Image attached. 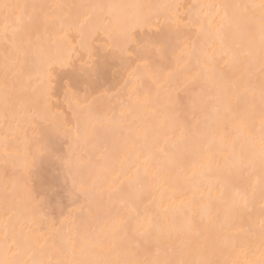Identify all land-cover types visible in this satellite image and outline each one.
I'll return each mask as SVG.
<instances>
[{
  "label": "snow or ice",
  "instance_id": "obj_1",
  "mask_svg": "<svg viewBox=\"0 0 264 264\" xmlns=\"http://www.w3.org/2000/svg\"><path fill=\"white\" fill-rule=\"evenodd\" d=\"M184 7L166 3H0L5 36L9 30H14L12 17L16 10H22L23 17L31 21L45 9H52L53 15L59 13L61 25L70 20L73 27L79 25L77 31L81 37L62 55H52L54 45L38 44L34 47L33 58L26 62L33 123L30 133L25 130L22 139L12 128V90L16 84L9 78L12 67L9 57H5L0 103L7 127L6 154L7 136L15 135L18 142L14 154L29 173L34 174L49 166L67 172L73 184L70 192L74 197L72 204H78L82 213L86 209L88 215L95 218H99V212L95 210L102 209L106 217L102 226L91 227L89 231L75 224L70 210L58 228L54 222L51 225L56 228L59 239L52 243L55 258L45 259V250L37 248L32 239V233L39 230L36 221L27 226V232L23 227L17 231L13 223L19 214L20 181H12L10 187L6 180L4 206L6 213L10 210L13 215L2 225L0 264H233L229 260L209 258L206 249L192 247L184 240L179 244H174L173 240L177 235L187 236L195 231L197 213L193 208L199 204L198 214L202 221L216 209L212 222L220 251L230 249L234 252L246 247L247 242H238L232 235L233 213L236 208L251 213L257 202L260 204L258 229H250V235L253 238L259 235L261 259L258 262L247 260L246 264H264V0L258 3L188 5L189 24L199 21L201 32L211 33L217 17L224 23L215 30L214 40L204 42L195 64H184L178 73L170 72L162 78L160 69L169 55L180 48L183 34L157 28L155 35L149 34L143 40H134L133 35L136 29L143 31L146 26L151 29L154 22L159 24L162 16L166 23H174L182 17L171 14H178ZM66 9L69 10L67 13ZM72 10L76 12L75 20H72ZM193 13L196 21L192 20ZM200 13L204 14L203 20ZM237 16L246 18L247 27L250 25L253 29L252 39L243 51L247 58L244 71L248 76L245 83L248 109L241 114V120H252L258 114L259 147L247 159L235 158L229 170L235 177L256 176L255 185L251 190H241L231 177L212 176L213 159L208 156L206 162L194 165L191 177L185 181V190L178 193L187 197L191 190V197L182 200L178 206L164 208L166 202L177 198L173 195L166 201L165 192H161L155 202L163 211L155 215L148 209L141 212L138 205L130 206L122 188H114L105 198L104 184L112 174H115L111 180L113 185L120 180L121 184L126 182L130 188L140 191L144 190L145 177L151 176L157 181L159 190L162 177L165 184L171 182L175 185L181 176L186 175L184 158L174 151L177 142L173 138L177 133L184 136L186 125L196 120L206 98L221 99L229 89H235V83L230 82L219 61L227 57V64L237 55L223 34L225 25ZM81 20L84 22L80 23ZM114 23L120 25L118 29L113 27ZM184 48H187L186 44ZM182 59V56L178 58V64ZM257 63L258 81L254 71ZM144 79H151L156 88L154 93L149 90L141 98L136 85ZM148 111L155 118L153 122L141 116ZM224 111L226 114L230 112L231 106L226 105ZM102 128H108L111 134L101 140L97 132ZM206 139L209 147L219 142L222 148H229L223 135L219 141L214 136H206ZM87 146L93 149L89 154L87 178L79 169L73 176L72 156ZM101 150L105 154L107 172L96 175L91 167V157ZM49 191L45 187L39 193L27 190L23 203L26 214L46 219ZM84 240L87 243H82ZM78 242H81L79 256L84 258H64L68 254L77 255ZM100 253L104 258H97Z\"/></svg>",
  "mask_w": 264,
  "mask_h": 264
},
{
  "label": "bare ground",
  "instance_id": "obj_2",
  "mask_svg": "<svg viewBox=\"0 0 264 264\" xmlns=\"http://www.w3.org/2000/svg\"><path fill=\"white\" fill-rule=\"evenodd\" d=\"M13 3V4H82V3H143V4H180L184 5V8L179 10V13L173 12L171 15L179 16L182 18L176 19L174 23H166L165 18L162 16L159 24L155 22L149 27H145L143 31L136 29L133 35L134 40H143L149 36V34L155 35L156 29L160 28L162 31H179L183 34L182 44L180 48L177 49L175 54H170L168 61L160 69V76L166 77L170 72L178 73L180 66L184 64H195L197 57L200 55L201 47L205 41H212L215 39V30L220 28L221 24L224 23L221 18L217 17L212 23V32H201L200 23L197 21L194 24H189V16L186 15L187 6L193 4H221V3H249L256 2L259 0H0V3ZM69 10H65L67 13ZM59 13L53 15L52 9H45L40 12L39 16L34 20H29L27 17H23L22 10H16L15 15L12 17V23L14 24V30H9L7 36L4 33V19L3 15L0 14V89L3 87L4 80V63L5 57H9V63L12 67V71L9 74L10 80H14L16 87L12 90V103H13V113H14V123L12 128L18 133L20 139L23 138L25 130L30 133V126L33 123V103L31 97V90L28 87V66L27 61L33 58L32 53L36 45H54L52 55H62L67 49L72 48L76 45L81 37L78 34L77 28L72 26V21L61 25L58 19ZM72 20H75L76 12L72 10ZM200 19H204V14L200 13ZM192 20L196 21V14L193 13ZM84 21H80L83 23ZM119 24L114 23L113 27L118 29ZM223 34L226 38V42L232 45L237 53L236 57L229 63H225L228 59L219 61V66L223 67L228 75L230 82L235 83V89H229L227 95L221 99H210L206 98L205 102L202 104L200 111L197 114V121L192 125V122L188 123L185 127L184 136L181 137L180 133H177L173 138L177 144L174 151L178 156L182 155L184 158L183 167L187 170L186 175L180 177V182L172 185L171 182L168 184L164 183L165 178H161L159 181L160 188L157 190V181L153 180L151 176L145 177L144 179V190H134L129 187V185L121 181H116L113 185L111 180L114 179L115 174L109 175L108 182L104 184L105 198L107 194L111 192L114 188H122L125 196L128 197L130 206H139L140 211L143 212L148 209L153 215L163 211L162 208L156 206V201L159 200L161 192H165V200L168 201V197L176 195L174 201L166 202L164 208H168L172 205H180L182 200H186L191 197V190L188 191L187 197H181L178 195L181 191L185 190V181L191 177L194 165L197 163H203L207 161L208 156L213 159V172L212 176H220L223 178L231 177L234 184L241 190L247 188L251 190L252 186L256 183V176H241L235 177L230 173L229 166L235 158H249L250 154L254 150H258L259 147V116L252 120H241V114L248 109L247 98L248 93L245 91V83L248 81V76L244 71V64L247 58L243 55L244 49L248 47L249 41L252 39L253 29L249 25L247 27L246 18L237 16L232 22L225 25L223 28ZM258 43V36L256 37ZM184 44L187 48H184ZM183 57L182 60L178 58ZM57 72L60 71L59 68L56 69ZM257 75V81L259 79V64H256L254 69ZM126 78V74H125ZM110 80V79H109ZM111 81V80H110ZM122 82V81H121ZM156 85L151 79H144L137 82L136 90L140 93L141 98L143 94L151 90L155 92ZM125 99L127 97L125 96ZM258 103V101H257ZM226 105L231 106V111L227 114L224 111ZM142 118L153 122L155 118L152 116L151 111L146 113H141ZM191 124V125H189ZM101 130V133L99 131ZM7 127L3 118V105L0 103V239L3 238L2 225L3 223L13 215L12 211H7L4 206L3 191L4 184L7 180L9 186L11 187V182L14 180L20 181V195L17 198L18 215L13 220L17 231L23 227L24 231L27 232V226L32 223L33 220L36 221L38 231L32 233V239L36 243L37 248L45 250V259L53 257L54 249L52 248V243L54 240H58L56 228H52L53 217H47L43 219L40 215L32 217L26 214L27 210L23 207L25 192L27 190H35L42 188L43 184L46 188L45 178L42 173L32 174L24 167L21 160H19L14 152L15 145L17 144V137L15 135L9 134L7 136V154L5 150V135ZM108 128L99 129L97 136L99 139L103 136L110 135L111 132ZM103 135V136H101ZM221 135L226 137L227 144L229 148L224 149L220 146L219 142L211 147L208 146L206 136H214L217 141L220 140ZM207 149V151L205 150ZM65 151L67 149L65 148ZM93 149L91 146L86 148L78 149L76 154L72 156L75 174L77 168L82 170L83 168H89V154L92 153ZM100 154V156H98ZM97 155V156H96ZM99 157V158H98ZM95 159V160H94ZM107 162L103 151H97L94 156L91 157V167L93 173L96 175L107 172ZM50 169V166L48 167ZM47 168V169H48ZM52 168V167H51ZM46 169V168H45ZM48 169V170H49ZM54 169V168H53ZM87 169L81 172H86ZM59 170V169H57ZM42 171V170H41ZM44 171V169H43ZM42 171V172H43ZM55 171V170H53ZM46 172V171H45ZM61 170L58 171L61 175ZM51 175L52 172H48ZM66 173V172H65ZM72 173V174H73ZM88 173V171H87ZM87 173H84L87 175ZM45 174V173H44ZM83 174V173H81ZM82 176H85V175ZM35 175L39 179H35ZM66 176V174H63ZM76 175V174H75ZM42 176V177H41ZM68 178L69 175L67 174ZM74 176V175H73ZM54 178V179H55ZM59 178V177H58ZM66 178V177H65ZM64 178V179H65ZM87 178V177H85ZM41 179V180H40ZM53 179V178H52ZM124 178L121 177V180ZM198 180L199 177H196ZM44 180V181H43ZM50 180V179H49ZM56 180V179H55ZM60 180V179H59ZM62 180V179H61ZM60 180V182H61ZM68 180V179H67ZM72 181V179H69ZM39 181V183H38ZM42 181V185H40ZM47 181V180H46ZM53 182V181H52ZM51 183V180H50ZM56 183V182H55ZM66 183V182H65ZM69 183V181H68ZM71 183V182H70ZM54 184V183H53ZM67 184V183H66ZM49 185V183H48ZM47 185V186H48ZM62 186V183H60ZM43 186V187H44ZM59 186V187H61ZM72 188V186L70 185ZM218 187V186H217ZM53 188V187H51ZM69 188V187H68ZM37 189V190H36ZM50 189V186H49ZM56 189V188H55ZM54 190V189H53ZM57 190V189H56ZM60 190V188L58 189ZM63 190V189H62ZM206 191V188H204ZM39 192L41 191L38 190ZM55 191V190H54ZM61 191V190H60ZM66 191V190H65ZM71 191V190H70ZM59 192V191H58ZM56 192V193H58ZM69 192V190L67 191ZM66 192V193H67ZM38 193V192H37ZM55 193V192H54ZM53 193V194H54ZM52 191H50V195ZM55 195V194H54ZM58 195V194H57ZM63 195V194H62ZM60 196V195H59ZM49 197V196H48ZM83 200V197H81ZM49 199V198H48ZM48 201V200H47ZM46 201V202H47ZM51 201V200H50ZM58 202V201H57ZM71 202V201H70ZM49 203V202H47ZM58 204V203H57ZM72 205V204H71ZM79 206V205H77ZM73 207V206H72ZM71 207V208H72ZM51 208V206H50ZM260 204L257 202L252 207L251 213L242 208H236L234 210V228L232 235L238 242H247L246 247H240L236 251L227 250L220 251L219 244L216 236L215 225L212 219L215 216L216 209H213L212 214L201 220L199 213L200 205L197 204L193 208V212L197 213L195 216V231L187 236L177 235L173 243L179 244L181 240L186 241L192 247H199L201 249H206L209 258L217 259L220 261L229 260L233 264L239 262V264H246L247 260L259 261L261 259V254L259 251V235L257 234L255 238L250 235V229H258V213ZM74 208H72L73 210ZM52 210V209H51ZM71 210V209H70ZM47 211V210H46ZM57 211V210H56ZM61 211V210H59ZM99 212V218L88 215L87 210L81 212L77 209L72 211V219L75 224L80 226L82 229H88L91 231V227L102 226L106 217L103 214L102 209H96ZM66 212V211H65ZM59 213V212H56ZM61 214V212L59 213ZM58 214V215H59ZM67 215L59 219L57 223V228L61 225L62 221L69 216ZM56 215V214H55ZM57 215V216H58ZM65 215V213H64ZM60 218V217H59ZM52 219V220H50ZM55 221H57V218ZM50 220V221H49ZM54 221V220H53ZM55 223V222H54ZM71 223V221H70ZM67 231V229H66ZM82 243H87L84 240ZM81 247V242L76 245L77 255L73 257L68 254L66 259H83L84 257L79 256V248ZM97 258H104V254L100 253ZM27 259V257H25Z\"/></svg>",
  "mask_w": 264,
  "mask_h": 264
},
{
  "label": "rangeland",
  "instance_id": "obj_3",
  "mask_svg": "<svg viewBox=\"0 0 264 264\" xmlns=\"http://www.w3.org/2000/svg\"><path fill=\"white\" fill-rule=\"evenodd\" d=\"M109 82H111L110 80H109ZM200 120V119H199ZM198 119H197V121H199ZM196 120H194L193 122L192 121H190V123L192 122V125L194 124V123H196L197 122ZM189 125H191V124H189ZM105 132H110V131H104V132H102V134L104 135L105 134ZM99 133H101V130L99 131ZM103 135H101V136H103ZM106 135V134H105ZM99 136V135H98ZM104 137V136H103ZM99 138H100V136H99ZM103 138H101V140H102ZM97 156V155H96ZM98 156H100V154L98 155ZM104 156H105V154H104ZM99 158V157H98ZM95 160V159H94ZM48 168V167H47ZM44 169V171L42 172V171H38V172H36L35 174H41L42 173V176L43 175H45L44 176V178L47 180H45V182H47L46 184L48 185V183H49V185L47 186L46 185V188H48L49 189V186H50V191H52V194L50 195V191L48 192V194H47V199H46V201L47 202H49V203H47V208H46V210H47V212L49 213V215L47 216V217H53V215H54V217H53V220L52 219H50V220H52V221H50L52 224H53V222H55V224L57 225V223H58V221H59V219H61L63 216L65 217L67 214V212H68V215H69V212H70V209H71V212L73 211V210H75V209H77V211L79 210L80 211V206H77V205H73L72 204V199H74V197H72V196H70V190H72V188H73V184H72V181L71 180H69V179H71V177L69 176V178H68V176H67V172L65 173L64 171L62 172L63 174H66V176L65 175H63L62 174V178L60 177V176H57L58 174H59V172L58 171H60V170H57V168H54V167H52L51 168V166H50V169L48 170V169ZM54 168V169H53ZM80 170V168H77V170ZM85 169H87V168H83L82 170H84L85 171ZM53 170H55V171H57L56 172V176H57V178H55L54 176V172L55 171H53ZM77 170H76V172H75V174H77ZM46 171V172H45ZM87 171H88V169H87ZM87 171L86 172H81V173H87ZM48 172H52L51 173V175H49L48 176V174H50V173H48ZM61 172H60V174L59 175H61ZM45 173V174H44ZM75 174L73 173L72 175H74L75 176ZM83 174H81V175H83ZM85 175V174H84ZM87 175H88V173H87ZM87 175H85V176H83L84 178L85 177H87ZM41 176V177H42ZM59 177V178H58ZM66 177V178H65ZM39 179V177H37V175H35V179ZM53 178V179H52ZM56 180H55V179ZM65 178V179H64ZM51 180V183H50V180ZM61 180V182H60V180ZM68 179V180H67ZM41 180V179H40ZM44 181V180H43ZM53 181V182H52ZM68 181H69V183H68ZM56 182V183H55ZM67 184H66V183ZM71 182V183H70ZM38 183H39V181H38ZM42 181H40V185H42ZM54 183V184H53ZM60 183H62V186L60 185ZM70 185L72 186V188L70 187ZM43 186H44V184H43ZM42 186V187H43ZM59 186H61V187H59ZM45 187V186H44ZM51 187H53V188H51ZM69 187V188H68ZM57 190H56V189ZM60 188V190H58ZM40 189H41V187H40ZM39 188H38V190H40ZM55 191H54V190ZM63 189V190H62ZM37 190V189H36ZM36 191V192H38L39 193V191ZM66 190V191H65ZM69 190V192H67ZM59 191V192H58ZM55 192V193H54ZM56 192H58V193H56ZM67 192V193H66ZM55 195H54V194ZM58 194V195H57ZM63 194V195H62ZM60 195V196H59ZM49 196V197H48ZM49 198V199H48ZM82 199V198H81ZM51 200V201H50ZM58 201V202H57ZM71 201V202H70ZM58 203V204H57ZM72 204V205H71ZM50 206H51V208H50ZM73 206V207H72ZM74 208L73 210H72V208ZM52 209V210H51ZM57 210V211H56ZM59 210H61V211H59ZM66 211V212H65ZM56 212H61V213H63V216H62V214H59V213H56ZM64 213H65V215H64ZM56 214V215H55ZM59 214V215H58ZM58 215V216H57ZM62 216V217H61ZM60 217V218H59ZM54 218H57L58 220L57 221H55L56 219H54Z\"/></svg>",
  "mask_w": 264,
  "mask_h": 264
}]
</instances>
